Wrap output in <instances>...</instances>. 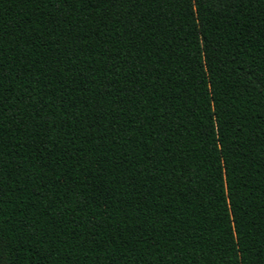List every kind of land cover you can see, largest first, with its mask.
<instances>
[{
  "label": "trees",
  "instance_id": "obj_1",
  "mask_svg": "<svg viewBox=\"0 0 264 264\" xmlns=\"http://www.w3.org/2000/svg\"><path fill=\"white\" fill-rule=\"evenodd\" d=\"M0 264H264V0H0Z\"/></svg>",
  "mask_w": 264,
  "mask_h": 264
}]
</instances>
